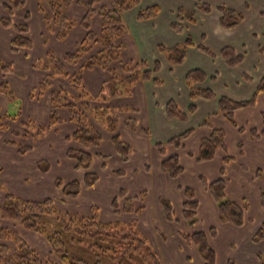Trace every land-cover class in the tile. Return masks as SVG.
Listing matches in <instances>:
<instances>
[{"label":"crops","instance_id":"crops-1","mask_svg":"<svg viewBox=\"0 0 264 264\" xmlns=\"http://www.w3.org/2000/svg\"><path fill=\"white\" fill-rule=\"evenodd\" d=\"M7 1L0 0V19L5 16L4 4ZM252 1L229 0V5L226 3L218 4L231 7L244 14L245 20L242 24L231 30L220 28L217 12L212 11L207 16L198 15L196 24L186 25L183 35L171 31L169 26L173 21L172 10L179 7L193 8L189 0H142L139 8H146L152 4H157L162 8L160 15L150 21L135 20L138 8L123 15L128 34L118 41L125 45V49L121 53V59L112 64L110 68L118 70L121 65L140 59L146 60L149 65L158 60L162 65L158 77L163 81V85L156 86L152 82L136 83L129 95H119V97L109 101L108 106L111 108H133L135 110L134 113L120 112V123L117 130V134L133 147L132 155L127 163L121 162L116 155L115 148H113L111 134L99 128L103 141L98 148L92 149L91 153L93 155L108 156V158L95 159L91 172H95L99 176L97 184L90 190L82 191L76 200L69 199L66 203L76 205L77 208L73 210L68 208V211L88 217L96 211L100 221L103 222L117 221L118 218L123 216L122 218L125 217V220L121 219L119 222L134 223L140 229L142 227L149 228L150 235L148 239L162 264H204L197 248L188 244L182 235L193 234V232H206L210 228H215L217 231L216 237L209 239L210 246L217 258L216 264H264V238L262 241L253 242L256 232L261 229L264 230V210L260 199L261 192L264 191V133L258 138H253L250 135L251 129L259 130V132L264 130L262 118L264 114V93L258 95L255 106L235 111L234 119L239 127L243 126L244 133L239 132L236 128L234 129L225 120L224 116L218 113L216 100L199 99L196 101L197 112L190 116L186 123L168 120L164 111L165 104L170 100H174L181 110L186 111L190 99L188 98V88L184 85L185 74L189 70L198 68L204 70L209 78L215 76L214 79L204 82L201 86L211 87L217 96L224 95L238 101L249 99L256 88L258 80L264 75V52H261V49H264V0H256L260 6L252 4ZM26 3L22 10L14 12L12 20L15 23H24V12L30 14L27 25H29L28 36L33 44L31 50L11 52L10 43L15 36V31L0 26V48L7 51L5 57L8 59L7 63L13 65L12 73L0 75V80H5L9 84L12 94H21L19 97L22 99L24 106L17 122H12L9 132L13 134L14 127H19L25 119L26 121L30 119L33 124L34 118L41 111L44 124L40 126H47L53 112L63 122L46 130L44 136L40 138H36L35 133H33L34 138L30 139L33 142L30 145L31 151L24 156H20L16 148L12 146L9 148L2 147L1 151L9 153L14 158V162L16 160V163L19 164L18 162H21V159L18 157H30L35 152L36 146L39 145L40 148L37 151H42V154L39 157H33H44L41 160L49 163L48 176L51 177L53 171L59 170L64 171V173H71V175L67 173L64 179L61 178L64 184L69 181H82L86 173L74 171V162L66 157L67 149L77 146L66 140V137L74 132L76 126L70 121V115L64 108H56L50 103V91L64 88L73 93L75 88L64 78H54L49 80L51 87L46 94L32 96V91L38 87L39 81L47 79L51 73L39 69L35 70L32 64L37 58L44 57L48 49L52 50L58 57L74 51L76 45L84 38L85 31L77 25L70 31L68 38L57 41L54 34L46 33L44 15L38 11V0H27ZM218 5L211 6L216 9ZM84 12L82 8L71 5L66 10V15L79 21ZM92 23V31L99 32L101 29L100 18L98 16L94 17ZM42 35L47 38L46 46H42ZM186 36H190L196 45L201 44L203 39V44L217 56L208 58L197 48L191 47L187 50L185 62L180 66L171 68L167 65L165 57L157 52V46L160 44L167 46L181 44ZM225 46H232L238 54L244 55L241 65L232 69L227 67L226 63L218 56L220 49ZM77 68V66L67 67L68 73L72 75L77 72ZM244 73L251 75L252 80L243 81L242 76ZM108 78L109 71L100 68L90 71L85 70L81 73L83 88L92 95L99 92L102 83L107 81ZM15 84L19 88L18 92L14 89ZM0 103H2L3 108L8 104L5 96L0 95ZM131 116H135L137 119L138 127L135 131L128 130L124 124V121ZM195 117V122H189ZM207 117H209V126H200L202 120ZM7 123L9 122H6V125ZM213 128L225 131L227 148L224 151H217L213 160L199 163L195 160V157L189 156V154H197L201 139L210 135ZM143 129L148 130V135L142 132ZM189 129L194 130L193 134L185 141L182 148L177 149L172 145H167L165 154L160 155L155 146L156 143H166L170 138ZM22 130L20 128L18 132L23 133L25 131ZM51 137L56 139L57 144L53 142V139L51 140ZM55 144L58 145L57 147H61L63 158H54L56 155ZM173 155L179 156L181 166L184 168L182 174L176 179H171L160 169L161 161L167 156ZM226 156L231 157L232 160L224 164L223 160ZM41 160L33 159L30 162V172L33 174L31 180L29 178L30 173H26L28 170L20 168L17 172L12 173L6 181L3 177H0V182H4V184L9 182V187L13 183L10 190L14 192H17L15 188L17 186L19 188L22 186L30 188L35 187L38 183L42 185L45 182L46 173L39 174L36 169L37 163ZM61 162H64V164L61 165ZM147 165L149 170L145 169ZM222 168L225 170L223 177L226 180V198L240 205L247 202L248 207L244 214L245 223L239 227L220 222L217 204L212 200L209 192L202 187L200 181V177H202L208 182H214L221 176L220 171ZM118 170H123L125 174L122 177L116 176L114 172ZM0 172L1 176L6 177L7 169L2 165L0 166ZM112 176L121 180L126 179L129 185L130 182L135 181L137 184L132 189L133 193L129 191L128 187H119L111 193L112 195L106 196L103 194L105 186L103 182ZM57 178L59 177H51L49 187L51 185L55 188L54 181ZM46 181H48V177ZM41 185L39 186L41 187ZM186 188L194 190L196 200L199 202L197 209L198 222L193 227L186 223L181 214L184 201L183 190ZM123 189L127 191L130 197L138 196L144 191L147 192L142 201L135 203L144 206L141 213L114 215L110 204L117 192ZM98 191L105 201L96 197ZM51 192L55 193V196L60 194L56 188L54 192ZM89 192L90 196L88 198L85 193ZM5 195L6 192L0 191V204L3 202ZM49 195L51 194H43L40 197L53 196ZM31 196L38 197V195ZM105 196L106 198H104ZM160 197H164L172 204L176 221L170 223L166 221L162 206L159 203ZM34 198H28V200H39ZM86 205L87 212L84 213L81 208ZM4 224L8 227L11 225V223L6 222ZM46 253L47 249L43 254Z\"/></svg>","mask_w":264,"mask_h":264},{"label":"trees","instance_id":"trees-1","mask_svg":"<svg viewBox=\"0 0 264 264\" xmlns=\"http://www.w3.org/2000/svg\"><path fill=\"white\" fill-rule=\"evenodd\" d=\"M26 1L8 0L4 4L5 16L0 19L1 27L11 28L15 31V36L10 43V49L13 53L19 50L32 49L33 44L28 36L29 25H27L30 14L24 12V23H15L12 20L14 12L22 10L27 4ZM189 1L193 8L179 7L172 10L173 21L169 27L178 35L185 33L186 25H195L198 15L207 16L212 11L217 12L218 25L224 30L234 29L245 20L242 12L240 13L231 7L218 5L214 9L203 0ZM38 2V11L44 15L46 33L54 34L57 41L68 38L70 31L77 25L85 31L84 38L76 45L74 51L58 57L52 50L48 49L44 57L37 58L32 64L35 70L51 72L47 79L39 81L38 87L32 91V96L46 94L51 87L49 80L54 78H64L75 88L73 93L64 88L50 91L51 105L56 108H64L70 115V121L76 126L74 132L67 136L66 140L77 146L68 148L66 157L74 162V171L86 173L82 181H69L65 184L61 179L54 181L56 189L60 191L62 196L60 202L65 204L68 199H77L82 190L94 187L99 180V176L95 172H91V167L95 159L108 158V156L91 153V150L98 148L103 141L99 128L111 134L113 148H115L116 155L121 162L127 163L132 155L133 147L117 134V130L120 123V112L134 113L135 110L133 108L114 109L108 106V103L119 95H129L136 83L152 82L156 86L163 85V81L158 77L162 65L158 60L149 65L146 60L140 59L129 61L121 65L118 70L110 68V66L121 59V53L125 49V45L118 41L128 34L123 15L138 8L135 20L150 21L160 15L162 8L157 4L139 8L142 0H38ZM71 5H76L85 11L81 20L76 21L66 15V10ZM96 16L100 18L101 22V29L97 33L92 31V22ZM42 36V46H46L47 38ZM191 47L197 48L208 58L217 56L203 44V39L201 44L196 45L190 36H186L183 43L174 46L160 44L157 46V52L165 57L167 65L175 68L185 62L187 50ZM261 52H264V49H261ZM218 56L230 69L241 65L244 60V55L238 54L232 46L222 47ZM72 66H77L78 70L70 75L67 67ZM95 68L108 70L109 78L102 83L99 92L92 95L83 88L81 73ZM12 69L11 63L0 61V75L12 73ZM214 78L215 76L209 78L201 68L187 71L184 85L188 88L190 104L184 111L178 107L174 100L168 101L164 107L166 118L186 123L189 117L197 112L196 101L199 99L216 100L218 113L224 116L225 120L235 128V111L255 106L258 95L264 93V75L258 80L251 97L244 101L232 100L224 95L219 97L211 87L201 86L204 82ZM242 79L243 81H251L252 77L248 73H244ZM0 95L5 96L8 103L12 104L15 101L10 86L5 80L0 81ZM19 115L20 112L16 115L5 114V116H0V132L6 131V122H17ZM262 118L264 124V114ZM208 119L209 117L203 119L200 126L208 127ZM62 122L59 116L53 112L46 127L37 128L30 119L21 122L20 126L29 131L31 129L29 126L32 125V131L36 138H40L44 136L46 130ZM124 124L130 131H135L138 127L135 116L126 119ZM193 131V129L186 130L170 138L166 143H156L155 146L160 155L163 156L167 145H172L177 149L182 148ZM238 131L243 132L242 129ZM142 132L148 135L147 129H143ZM263 133L264 130L261 132L254 129L250 130V135L253 138H258ZM12 135L17 138L22 136V133L17 131ZM6 142L16 148L20 156L31 151L30 145H17L12 140ZM199 144L197 154L192 155L190 153L189 156L195 157L199 163L211 161L217 151H224L227 148L225 131L213 128L210 135L202 138ZM231 160V157L226 156L223 162L225 164ZM36 169L39 174H45L49 171L50 165L47 161L41 160L37 163ZM145 169L149 170V166H145ZM160 169L171 179H176L184 171L177 155L167 156L163 159L160 163ZM220 173L221 176L214 182H208L205 178L200 177L202 187L209 192L212 200L216 202L221 223H230L235 227L242 226L245 223L244 214L248 207L247 202L240 205L226 198L224 168L221 169ZM114 174L122 177L125 172L118 170ZM183 191L184 201L181 214L186 223L193 227L198 222L199 202L196 200L194 190L186 188ZM146 195L147 192L144 191L138 196L130 197L125 189L120 190L110 204L113 213L115 215L140 213L143 207L136 208L135 203L142 201ZM260 199L264 210V191L261 192ZM159 203L162 206L166 221L169 223L176 221L172 204L164 197L159 198ZM5 222L8 224L11 222L14 225L11 224L9 228L4 224ZM17 226L24 232L34 233L42 237L46 242L47 253L43 254L46 249L40 253L33 249L23 236L15 231ZM216 233L215 228H210L206 232H193V234H183L182 236L188 244L197 248L204 264H216L215 252L209 243V239L216 237ZM263 238L264 230H258L253 237V242L262 241ZM0 264H162V262L147 240L133 229L132 224L118 221H100L96 211L89 217L65 211L56 207L52 198H45L41 201L28 200L8 193L0 204Z\"/></svg>","mask_w":264,"mask_h":264},{"label":"rangeland","instance_id":"rangeland-1","mask_svg":"<svg viewBox=\"0 0 264 264\" xmlns=\"http://www.w3.org/2000/svg\"><path fill=\"white\" fill-rule=\"evenodd\" d=\"M205 2L207 1V2H209L211 5H218V4H222V3H226V4H230L229 3V0H204ZM252 4H255V5H259L260 6V4H258L257 2H256V0H253L252 1ZM36 51H37V48H36ZM35 51V52H36ZM38 51H40V49H38ZM7 54V51H5V49H3V48H0V60L2 61V62H4V63H7L8 62V59H6L5 57L7 56L6 55ZM252 76H254V75H252ZM33 80H34V78H33ZM1 81V80H0ZM15 90H16V92H18L19 91V88H18V86L15 84ZM11 89V88H10ZM18 94V95H17ZM14 95V97H15V101L12 103L13 105H11V103H8V104H6L5 105V108H3L2 107V103H0V111H1V113H0V116H5V114H7V115H16V113H18V112H21L22 110H23V108H24V106H23V103H22V99L19 97V95L21 96V94L20 93H16V94H13ZM251 97V96H250ZM249 97V98H250ZM11 105V106H10ZM2 108V109H1ZM21 109V110H20ZM240 118V117H239ZM195 120H196V117H195V119H193L192 121H189V122H195ZM235 120V119H234ZM24 121H26V119L24 120ZM208 121H209V119H208ZM33 125L35 126V127H38V126H40L41 124L43 125L44 123V120H43V116H42V111H41V113L38 115V116H36V118H34V120H33ZM236 122V121H235ZM12 124V122H9V123H7V130L6 131H3V133H0V166L2 165L3 167H5V169H7V173L5 174L6 175V177L5 176H1L0 175V177H3L4 179H5V181L8 179V177L12 174V173H15V172H17V170H19L20 168H23L24 170H28V171H26V173H30L29 174V178H30V180H31V178L33 177V174H31V161L33 160V159H36V160H41L42 158L44 159V157H41V158H34L33 156H35V157H39L42 153V151H37L40 147H38L39 145H37L36 146V150H35V152L33 153V155H31L30 157H25V158H22V157H18V158H20L21 159V162H18L19 164H17L16 163V160H15V162H14V158H12L11 157V155L9 154V153H3L2 151H1V148L2 147H7V148H9L10 147V145H8L7 144V142L4 144V142L6 141V140H12V141H15L16 143H17V145L19 144V145H21V146H29V145H32V140H30L31 138H34L33 137V131H32V125H30L29 127L31 128L29 131H27V130H25V129H23V130H25L23 133H22V136H20V137H17V138H14L13 137V135L12 134H10V132H9V128L12 126L11 125ZM21 127H20V125H19V127H14V129H15V131L17 132L19 129H20ZM235 128L237 129V130H239V129H242L243 130V133L245 132L244 130V128H243V126H241V127H239L238 125H237V123H236V126H235ZM234 128V129H235ZM22 130V131H23ZM14 131V132H15ZM27 131V132H26ZM31 134H32V136H31ZM30 135V136H29ZM53 139V142L54 143H56L57 144V141H56V139H54V137H51V140ZM35 140V139H34ZM35 143H36V140H35ZM54 145V149L56 150L55 152H56V155L54 156V158H63V156H62V150H61V147H57L58 145ZM44 153V152H43ZM46 159V158H45ZM64 164V162H61V165H63ZM1 173V172H0ZM67 173L68 174H70L71 175V173L70 172H66V173H64V171H59V170H56V171H53L52 172V175H51V177H53V176H57V177H59V178H57V179H64L65 178V176L67 175ZM47 177H48V181H46V179H47ZM51 177H50V175L48 176V174L46 173V177H45V182H43L42 183V185L40 184V183H38V185H35V187L33 186V187H30V188H28V187H20L19 188V186H17V187H15L16 189H17V192H14L13 190H10L11 188H12V186H13V183L12 182H10V183H12L11 185H10V187L8 186V183L6 184H4V182H0V191H2V192H6V194H12V195H15V196H17V195H23V196H19V197H22V198H34V197H32L31 195H38V197H36V198H34V199H39L40 201L41 200H43V199H45L43 196L42 197H40L41 195H43V194H51V195H53V196H51V195H49V196H51V197H53L52 199L54 200V202H55V206L56 207H58V208H60V209H65V211L67 210L68 211V208L70 209V210H73L74 208H77V207H75L73 204H70V205H68L67 203H65V204H63L62 202H60V200L62 199V196H59V195H57V196H55V193L53 194L51 191H55V188L53 187V186H51L50 185V187H49V181L51 180ZM2 183V184H1ZM103 183H105L104 185V188H103V194H105L106 196L107 195H112L111 193L112 192H114L117 188H119V187H128V189H129V191H131V193H133L132 191V189H134V186H136V182L134 181L133 183H131L130 182V185L129 184H127L128 182L126 181V179H119V178H116L115 176L113 177H109V179L108 180H104V182ZM39 185H41V187L39 186ZM107 185V186H106ZM126 185H128V186H126ZM91 189V188H90ZM89 189V190H90ZM59 191V190H58ZM82 191H84V190H82ZM120 191V190H119ZM118 191V192H119ZM60 192V191H59ZM118 192H117V194H118ZM39 193H41V194H39ZM81 194V193H80ZM86 195H88V198H89V194H90V192L89 193H85ZM45 196H47V195H45ZM106 196L104 197V198H106ZM117 196V195H116ZM51 197H47V198H51ZM96 197H98L99 199L101 198V194H100V192L98 191V193H96ZM102 199V201H105V199H103V198H101ZM69 200V199H68ZM67 200V201H68ZM76 200V199H75ZM66 201V202H67ZM106 202H107V200H106ZM72 203V202H71ZM102 203H104V202H102ZM136 208H139V207H143L144 208V206H142L141 204H136V206H135ZM69 210V212H72V211H70ZM81 211H84V213L85 212H87V205L86 206H82V208H81ZM136 213V212H135ZM141 213V212H140ZM137 214V213H136ZM115 215V214H114ZM85 216V215H84ZM116 216V215H115ZM117 216H119V215H117ZM123 217V216H122ZM122 217H120V218H118L117 219V221L119 222L121 219L122 220H125V217L124 218H122ZM132 220V219H131ZM114 221H116V220H114ZM11 223V222H10ZM12 224V223H11ZM128 224V223H127ZM12 225H14V224H12ZM132 227H133V229L135 230V231H138L142 236H143V238H145L146 240H147V242H148V244L150 245V247L153 249V247H152V245H151V242H150V240L148 239V237H149V235H150V230H149V228H146V227H142L141 229L138 227V225L137 224H134V223H132ZM9 228H10V225H9ZM15 231H17V232H19L22 236H23V238L26 240V242H28L31 246H32V248L33 249H36L39 253H40V251H44L45 249H46V242H44V240H43V238L42 237H40V236H38V235H36V234H32V233H29V232H24L19 226H17V228H15ZM159 233V232H158Z\"/></svg>","mask_w":264,"mask_h":264}]
</instances>
